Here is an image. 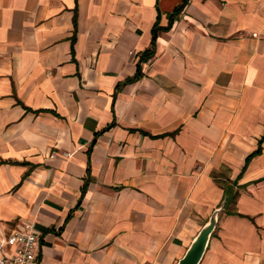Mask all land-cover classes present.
Segmentation results:
<instances>
[{
    "label": "crops",
    "instance_id": "crops-1",
    "mask_svg": "<svg viewBox=\"0 0 264 264\" xmlns=\"http://www.w3.org/2000/svg\"><path fill=\"white\" fill-rule=\"evenodd\" d=\"M225 194L200 264H264V0H0V239L175 264Z\"/></svg>",
    "mask_w": 264,
    "mask_h": 264
},
{
    "label": "built area",
    "instance_id": "built-area-1",
    "mask_svg": "<svg viewBox=\"0 0 264 264\" xmlns=\"http://www.w3.org/2000/svg\"><path fill=\"white\" fill-rule=\"evenodd\" d=\"M39 236L33 223H23L20 228L0 239V264H38Z\"/></svg>",
    "mask_w": 264,
    "mask_h": 264
},
{
    "label": "water",
    "instance_id": "water-1",
    "mask_svg": "<svg viewBox=\"0 0 264 264\" xmlns=\"http://www.w3.org/2000/svg\"><path fill=\"white\" fill-rule=\"evenodd\" d=\"M226 194L221 203L210 214L207 222L199 229L186 248L182 257L175 264H200L209 245V241L215 231L218 216L224 210Z\"/></svg>",
    "mask_w": 264,
    "mask_h": 264
},
{
    "label": "trees",
    "instance_id": "trees-1",
    "mask_svg": "<svg viewBox=\"0 0 264 264\" xmlns=\"http://www.w3.org/2000/svg\"><path fill=\"white\" fill-rule=\"evenodd\" d=\"M154 40H155V32L153 31V38L151 41L150 48L147 49L144 53L142 58L140 59V62H146L149 58L152 57L154 53ZM141 77L140 68H137V73L133 79L128 80V82H131L132 80L139 79Z\"/></svg>",
    "mask_w": 264,
    "mask_h": 264
},
{
    "label": "rangeland",
    "instance_id": "rangeland-1",
    "mask_svg": "<svg viewBox=\"0 0 264 264\" xmlns=\"http://www.w3.org/2000/svg\"><path fill=\"white\" fill-rule=\"evenodd\" d=\"M223 174L225 175V173H224V172H222V175H223Z\"/></svg>",
    "mask_w": 264,
    "mask_h": 264
}]
</instances>
